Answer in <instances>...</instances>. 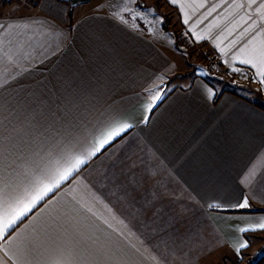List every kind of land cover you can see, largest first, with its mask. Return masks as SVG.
I'll return each instance as SVG.
<instances>
[{"label": "crops", "instance_id": "0c3cea01", "mask_svg": "<svg viewBox=\"0 0 264 264\" xmlns=\"http://www.w3.org/2000/svg\"><path fill=\"white\" fill-rule=\"evenodd\" d=\"M181 2L188 24L185 13L168 0H162V11L138 5L148 8L152 26L127 14L129 23H120L106 0L74 6L33 0L29 7L34 11L0 15V135L8 138L17 171L57 141L71 139L70 151L80 154L100 130L114 123L133 125L9 229L10 235L0 239L4 264H18L11 243L17 237L33 240L19 264L57 259L84 264L79 250L71 256L67 251L73 227L63 216L56 220L58 213L49 205L59 211L77 209L71 215L86 217L84 224L96 235H109L132 264H154L152 256L160 264H238L244 256L252 258L249 249L264 231L237 229L264 219V85L259 83L262 98L257 99L220 90L200 74L185 82L182 77L189 72L180 58L188 56L190 47H205L225 68L259 79L256 69L233 56L249 41L264 40L257 35L264 21L256 5L234 9V0ZM200 3L205 6L197 7ZM212 6L216 10L204 19ZM246 14L252 20L240 23ZM216 20L219 26L208 33ZM253 20L256 28L245 33ZM233 25L228 35L225 29ZM189 29L206 38L197 40ZM222 33L226 39L217 41ZM231 41L237 43L230 47ZM250 172L254 179L249 182ZM244 196L250 208L232 207ZM243 240L249 247L237 255L233 246Z\"/></svg>", "mask_w": 264, "mask_h": 264}, {"label": "snow or ice", "instance_id": "6c2138e0", "mask_svg": "<svg viewBox=\"0 0 264 264\" xmlns=\"http://www.w3.org/2000/svg\"><path fill=\"white\" fill-rule=\"evenodd\" d=\"M168 2L177 5L180 11L185 13V4L181 2V0H168ZM135 3L136 0H118V3L112 5L114 9L112 16L125 25L129 23L125 14H127L132 21L140 19L148 24H152L153 22L147 19L148 13L140 12L131 7V5ZM253 5H256L255 11L259 20L264 21V2L257 4V0H247L245 4L237 3L234 0L231 7L234 9H243L246 6L251 8ZM204 6L203 3L197 5V7L200 8ZM215 10L216 6L210 7L204 19L211 16ZM249 20H252V17L246 14L240 18V23L247 24ZM183 22L185 24L189 22L187 13H185ZM219 23V20L210 23L207 32L210 33L212 28L219 26ZM256 26L257 22L253 20L252 23L248 24L245 33L252 31ZM133 27L137 28L138 26L133 25ZM234 28L235 25L226 28L225 32L231 35ZM189 31L194 33L197 40L206 38V35L196 34L194 29H189ZM52 34L56 36L61 35L56 32ZM257 35H264V29L257 33ZM223 39H226L223 33L216 37L217 41ZM236 43V41H231L230 47L234 46ZM216 47L220 49L222 53L225 51V49L220 47V43H217ZM52 54L55 55V52ZM238 57L239 63L250 65L252 68L256 69L259 82L264 85V40L257 41L253 39L249 41V44L242 47L239 53L233 56V60H236ZM232 71H239V69L233 68ZM2 75L3 74H0V77H2ZM0 87H3V83H0ZM209 94L211 95V90H209ZM159 98V96H154L153 100ZM3 108L4 106L0 105V111H3ZM132 126L133 125L129 123H114L106 129L100 130L99 135L94 136L89 142L91 146L80 154H74L70 151L69 146L72 142L71 139H69L67 143L57 141L51 146L35 152L31 163L28 164L22 172L17 171L14 166L15 161L10 159L11 152L8 150V138L0 135V239H5L6 234L10 235L9 229L14 230V226L18 221L27 217L28 214L44 201L50 193L55 194V191L59 189L65 181L72 177L74 173L78 172L80 167L86 164L91 157L96 156L106 145H109L116 137L126 132L127 129ZM68 135L70 137L72 136L71 131H69ZM72 139H75V137H72ZM251 179H254V174L250 172L249 175L245 177V180L250 182ZM76 203L80 204V208L83 209V211L91 213L94 216L96 215V213L92 212V208L85 207L80 201H76ZM208 207H220V205L209 204ZM232 207L237 209L250 208L249 198L244 196L240 202L232 205ZM49 208L51 211L58 213L55 217L56 220H59L61 216H63L66 218V222L74 229L75 234L72 237L70 247L67 249L69 256L79 250L84 264H100L101 260L104 261L105 264H132L127 253L120 249L117 242L113 241L109 235H96L88 225L84 224L86 217L77 220L75 216H72L71 212L77 211V209L73 208L70 211H59L52 205H49ZM103 222L107 224L109 228H112V225L107 219ZM81 228H84L85 231H81ZM237 230L241 233L264 231V219L258 223L239 227ZM113 231H116V229H113ZM11 243L16 246V252L14 254L18 258L19 264V258L28 255L33 240L29 237H17L15 240L11 241ZM233 247L236 254L240 255L243 249L249 247V241H240ZM136 251L139 252L140 250L136 249ZM141 255H143V253H141ZM5 256H8L7 251L5 252ZM151 260L154 264H160L156 256H152ZM0 264H4V262L0 261ZM53 264H72V261L68 259H57Z\"/></svg>", "mask_w": 264, "mask_h": 264}, {"label": "rangeland", "instance_id": "374dc122", "mask_svg": "<svg viewBox=\"0 0 264 264\" xmlns=\"http://www.w3.org/2000/svg\"><path fill=\"white\" fill-rule=\"evenodd\" d=\"M12 0H0V15H3L5 13H27L31 8L29 7L31 5L30 2H27L28 4L21 3V0H13L12 2L15 3H9ZM100 0H89L84 3L80 4H95L98 3ZM109 2L107 4L112 9V5L114 3H118V0H106ZM4 3V4H3ZM5 3H8L5 5ZM67 3V2H66ZM140 3L148 4L147 6L150 9V5H153V7L156 5L160 11H162L164 8L161 6L162 0H136L135 4H132L131 7L135 10H138L143 13H148V8L145 6V8H141ZM69 4V3H67ZM70 5V4H69ZM139 5V6H138ZM163 5V4H162ZM34 11L33 9H31ZM170 13V12H169ZM168 13V14H169ZM171 14V13H170ZM148 21L149 16L147 15ZM160 19H156V22ZM142 22V20H140ZM153 22V21H152ZM159 24V22H157ZM151 25V24H149ZM152 26V25H151ZM151 28V27H150ZM155 29V30H153ZM154 31V34H156V39L160 40L159 32H157V27L153 26L151 29ZM163 40V39H162ZM175 42V39L173 40ZM177 44H179L178 41H176ZM180 45V44H179ZM178 45V46H179ZM174 58V57H173ZM177 58V57H176ZM185 60V73L189 72V75L183 76L182 79L187 82L189 78L193 75L200 74L202 76H205L207 78H210L211 82L216 86H219L220 90H233L238 92L239 94L247 95L249 97L260 99L262 98V93L260 91L259 87V79L251 76L248 73H245L242 70L239 71H232L233 68H225L223 63L210 51L209 49H206L205 47H190L188 51V56H181L180 61L184 62ZM250 88H247V87ZM264 92V90H262ZM13 108V106H12ZM264 236L262 240H257L254 243V247L249 249L248 254L250 257H252L250 260L246 259V256L242 257L241 263L238 264H255L261 255L264 254ZM261 246V249L258 247ZM258 248V249H257ZM257 249V250H256Z\"/></svg>", "mask_w": 264, "mask_h": 264}, {"label": "water", "instance_id": "95a60500", "mask_svg": "<svg viewBox=\"0 0 264 264\" xmlns=\"http://www.w3.org/2000/svg\"><path fill=\"white\" fill-rule=\"evenodd\" d=\"M61 1L69 3L70 6H74L76 4L84 3V2H87L89 0H61Z\"/></svg>", "mask_w": 264, "mask_h": 264}, {"label": "trees", "instance_id": "16d2710c", "mask_svg": "<svg viewBox=\"0 0 264 264\" xmlns=\"http://www.w3.org/2000/svg\"><path fill=\"white\" fill-rule=\"evenodd\" d=\"M27 2H32L33 0H25ZM264 262V254L260 256V258L258 259V261L255 264H262Z\"/></svg>", "mask_w": 264, "mask_h": 264}]
</instances>
